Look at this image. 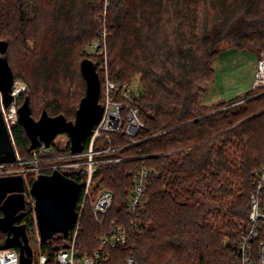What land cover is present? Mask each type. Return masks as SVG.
<instances>
[{
    "label": "trees",
    "instance_id": "16d2710c",
    "mask_svg": "<svg viewBox=\"0 0 264 264\" xmlns=\"http://www.w3.org/2000/svg\"><path fill=\"white\" fill-rule=\"evenodd\" d=\"M109 4L111 79L130 86L139 77L142 91L132 106L140 109L144 127L132 139L136 143L125 137L124 130L111 142L96 143L97 150L116 149L104 158L125 160L95 172L94 193L110 191L113 205L103 226L95 222L90 207L85 208L77 247L82 252L95 250L97 238L115 221L126 232L125 242L112 251L117 264L127 257L138 264H240L239 244L248 228L254 172L264 159V95L252 97L256 93L250 91L212 112L200 99L212 81L213 61L222 53V43L245 51L264 49V0H109ZM201 5L214 14L202 20L197 34ZM104 7V0H0V42L8 45L14 78L26 77L15 73L11 61L16 41L24 42L36 30L48 40L49 55L42 54L34 72L35 79L48 80L52 70L66 66L74 52L98 36L97 17ZM170 10L172 40L162 41L164 17ZM78 72L83 77L81 68ZM43 105L50 116L63 114L72 120L57 101ZM12 133L23 158H30L23 127L17 123ZM143 163L157 176L149 179L145 209L133 216L127 210L128 194ZM86 177L80 173L70 179L82 183ZM82 194L81 190L77 207ZM23 220L27 228L34 224L31 204ZM63 237L42 243L44 252L52 256L63 247Z\"/></svg>",
    "mask_w": 264,
    "mask_h": 264
},
{
    "label": "built area",
    "instance_id": "2783aa9c",
    "mask_svg": "<svg viewBox=\"0 0 264 264\" xmlns=\"http://www.w3.org/2000/svg\"><path fill=\"white\" fill-rule=\"evenodd\" d=\"M104 3L105 10H107L110 5L109 0H104ZM261 55L254 76V85H252L251 89L256 94L252 97L264 95V53ZM19 84L15 82L16 89L12 93L14 101L9 107H5L0 94V111L9 133H11L10 136L13 142L12 129L18 123V110L15 106V99L22 94L15 93ZM103 84L105 85L101 97L103 102L100 100L104 108L103 116L100 123L93 128L91 136L87 138L89 142L84 151L72 153L68 135H59L50 148L40 147L31 153L28 159L21 158L16 153V162L0 165V177L10 175H22L25 177L26 204L32 205L36 226L38 221L34 211L35 201L30 196L33 181L40 175L42 176L44 172L52 174L54 171H59L67 177L80 173L87 175L82 182L83 194L79 207H77L78 219L75 227L71 230L69 237L63 235V247L56 250L52 256L43 253L39 258L38 264H117L112 260V251L119 244L125 242L126 232L124 227L117 225L113 221L108 232L97 238L98 247L95 250L82 252L77 247V238H79L78 235L85 208L89 206L95 222L99 226H103L106 222L107 214L113 205V195L110 191L103 190L98 195L94 193L96 183L93 176L95 172L103 165L117 164L125 160L124 158H104L103 156L107 154H114L116 149L109 147L97 150L96 143L100 140L111 142L113 139L118 138V134L123 130L125 137L132 140L144 127V123L139 118L140 109L132 106L134 99L141 94L139 86L117 83L108 77L103 80ZM124 112H127L125 118L123 116ZM62 137V144H58ZM133 143L136 142L133 141ZM5 168H10L11 170H6L5 172L3 170ZM152 175L157 176V172L145 163L134 174V182H132V188L128 194L127 210L130 215H139L145 209L147 204L146 193L149 179ZM29 178H31V181H29ZM253 184L255 186L249 200L248 228L242 235L241 243L239 244L238 256L240 257V264H264V159L259 170L254 174ZM51 240L45 243H50ZM39 241L42 244L40 237ZM19 250L18 248L1 250L0 264H21ZM123 264L138 263L133 257H127Z\"/></svg>",
    "mask_w": 264,
    "mask_h": 264
},
{
    "label": "water",
    "instance_id": "95a60500",
    "mask_svg": "<svg viewBox=\"0 0 264 264\" xmlns=\"http://www.w3.org/2000/svg\"><path fill=\"white\" fill-rule=\"evenodd\" d=\"M8 45L0 42V94L5 107H9L14 97L15 78L6 56ZM96 62L85 58L80 63L81 73L86 82V94L81 99L75 119L67 120L65 115L50 116L43 108L38 120L32 116L30 97L26 96L18 108V123L23 127L30 141L29 152L38 148H50L57 136L68 135L72 153L84 151L87 138L103 116L102 81ZM0 111V165L14 163L17 154L14 142ZM25 177L10 175L0 177V232L6 234L0 251L10 248L20 249L21 264H33V254L25 245L27 226L19 224L26 217ZM82 183L70 179L59 171L42 174L33 181L30 196L35 201L34 211L41 243L53 237L70 236L78 219L77 202Z\"/></svg>",
    "mask_w": 264,
    "mask_h": 264
},
{
    "label": "rangeland",
    "instance_id": "374dc122",
    "mask_svg": "<svg viewBox=\"0 0 264 264\" xmlns=\"http://www.w3.org/2000/svg\"><path fill=\"white\" fill-rule=\"evenodd\" d=\"M207 1L210 3V0ZM200 7V21L196 23L198 27L196 30L197 34H201L200 26L205 17L209 15V18H211L214 14V11L208 9V6L207 9L206 7L203 9L202 5ZM171 10L165 14L164 17V24L160 36V40L162 41L167 38L168 40H172ZM205 11H208V13L206 14ZM97 18L98 36L84 44L79 51L74 52L73 56L67 60L68 64H66V66L63 67V64H59L57 70H52L49 73L50 78H48V80H45V78L37 80L34 75L35 69L44 55L43 53L46 51L49 55L48 50L51 49L46 38L42 37L36 30L34 34H31V37L24 39V42L23 40H18L12 45L11 61H13L14 71L15 73H21L22 76H26L25 78L15 77V82L22 83L26 89L25 92L15 99L17 110L23 104L25 96L29 95L31 97L33 117L36 120L40 118L45 102L57 101V104H61L62 109L64 108L67 112L68 118L73 121L75 119L73 116L74 112L77 111L81 99L86 94L85 78L81 77V74L78 72L80 70V59L84 57L99 62V72L103 80L107 77L111 79V59L108 54V37L110 35V30L105 7L103 13ZM38 26H40L39 23H36L35 28L37 29ZM101 32L102 34H100ZM220 48L222 49V53L213 61L214 72L212 81L207 84L206 91L200 99V104L211 112L222 106L224 108L229 103L238 99L244 98L246 94L251 91L252 85H254L253 81L259 58L262 56L261 54L264 53V49L255 51L240 50L231 42L222 43ZM134 80L132 85L139 86V90L142 91L139 84V77H136ZM103 86L105 87L104 84ZM62 140L63 137L59 140L58 144H62ZM14 145L16 153L23 158V155L19 152L15 143ZM3 170L6 172V170L9 171L11 169L5 168ZM257 170L258 168L255 172H257ZM35 222L32 226L27 228L25 245L27 246V250L29 249L33 254L34 264H38L40 256L43 253H47L44 252L40 244L39 230ZM4 240L5 237L1 235V243H3Z\"/></svg>",
    "mask_w": 264,
    "mask_h": 264
},
{
    "label": "bare ground",
    "instance_id": "6f19581e",
    "mask_svg": "<svg viewBox=\"0 0 264 264\" xmlns=\"http://www.w3.org/2000/svg\"><path fill=\"white\" fill-rule=\"evenodd\" d=\"M25 91V86L22 84V83H20L18 86H17V90H16V94H18V93H23Z\"/></svg>",
    "mask_w": 264,
    "mask_h": 264
},
{
    "label": "flooded vegetation",
    "instance_id": "af4514ba",
    "mask_svg": "<svg viewBox=\"0 0 264 264\" xmlns=\"http://www.w3.org/2000/svg\"><path fill=\"white\" fill-rule=\"evenodd\" d=\"M0 217H3V213L0 211ZM25 220H23L21 223H17V225L19 224H23ZM3 235L6 238V234H3L2 232H0V236ZM2 238V237H1Z\"/></svg>",
    "mask_w": 264,
    "mask_h": 264
}]
</instances>
